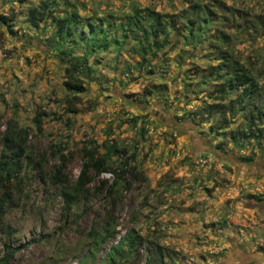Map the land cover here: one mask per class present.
Wrapping results in <instances>:
<instances>
[{
    "label": "rangeland",
    "instance_id": "rangeland-1",
    "mask_svg": "<svg viewBox=\"0 0 264 264\" xmlns=\"http://www.w3.org/2000/svg\"><path fill=\"white\" fill-rule=\"evenodd\" d=\"M70 15L61 38L54 20ZM154 17L169 25L145 41ZM226 67L259 96L234 106ZM7 121L35 159L0 186L6 264H264V0H0V140ZM84 148L111 174L91 170L74 194Z\"/></svg>",
    "mask_w": 264,
    "mask_h": 264
},
{
    "label": "trees",
    "instance_id": "trees-1",
    "mask_svg": "<svg viewBox=\"0 0 264 264\" xmlns=\"http://www.w3.org/2000/svg\"><path fill=\"white\" fill-rule=\"evenodd\" d=\"M27 20L31 24H37L38 21H41L44 18L43 8H36L32 11H29L26 15ZM56 27L58 29V35L61 38H65L66 36H70L73 33V27L76 25L75 19L70 16L56 18L54 20ZM135 25V23H133ZM166 25H169L168 22H162L159 18L154 17L152 21L148 24V33L147 30L141 28L144 32V39L145 41L148 40V36L150 39L155 41V36L159 33L164 31ZM89 29V28H88ZM91 38V42L94 40L93 37ZM103 40V37L101 41ZM149 45V44H146ZM223 64V63H222ZM78 67L72 65V71L77 70ZM79 69V68H78ZM227 86L229 89H237L238 93L236 94V98L234 99L235 103L234 106L237 104H248L247 100H250L253 96H259V91L256 83H253L248 76L243 73L238 72L237 68H227L224 72V77L221 83L219 84L220 87ZM63 87L66 91L73 92L74 94L71 97L66 98V105L67 111L69 112H77V107L75 106L77 99L76 93H80L84 90L83 83L80 79L76 77H72L68 75V79L63 81ZM220 92V90H219ZM222 92V89H221ZM233 103V102H232ZM258 112V110H256ZM44 114L42 110L35 111L32 120L35 124L36 128L40 129L41 123V116ZM27 136H28V129L17 127L14 123L7 121L6 127L1 133V140H0V186L5 182H8L16 177L19 171L22 168L23 162L27 161L25 159L31 160L35 159L34 156L29 154L28 145H27ZM113 152L120 154V156L125 155V150L117 148L113 146ZM83 156H82V164L79 169V172L76 176V179L73 183V192L77 194V192H82L86 189V185L88 184V173L91 170H94L96 173L99 172H111L110 169L106 165V157L104 154L97 153L96 148L91 149H83ZM61 156L62 163H63V156ZM35 166L37 169L43 160L42 157L36 159ZM61 163V164H62ZM57 165L54 167V172L52 177V183H65L66 179L60 175V170L62 169L63 165ZM126 164H124L125 168ZM114 176V175H113ZM115 177V176H114ZM116 183V181H114ZM114 184V183H113ZM74 194L70 192H64L63 199H64V211H68L72 204H75ZM9 195L7 193H2L0 195V214L5 212L4 204L8 200ZM106 233L112 235L110 231H108L107 225L106 228H103ZM128 237L127 243L131 246L134 240V236L129 235L126 233L124 237L119 239L116 242V245L120 247L125 238ZM5 252L0 258V264H6L8 258L13 254V249H11L7 244H4ZM115 248V247H114ZM116 250V249H113ZM109 257V256H108Z\"/></svg>",
    "mask_w": 264,
    "mask_h": 264
},
{
    "label": "built area",
    "instance_id": "built-area-1",
    "mask_svg": "<svg viewBox=\"0 0 264 264\" xmlns=\"http://www.w3.org/2000/svg\"><path fill=\"white\" fill-rule=\"evenodd\" d=\"M110 174H111L110 172L105 173L106 176H109Z\"/></svg>",
    "mask_w": 264,
    "mask_h": 264
},
{
    "label": "flooded vegetation",
    "instance_id": "flooded-vegetation-1",
    "mask_svg": "<svg viewBox=\"0 0 264 264\" xmlns=\"http://www.w3.org/2000/svg\"><path fill=\"white\" fill-rule=\"evenodd\" d=\"M263 169V168H262ZM264 170V169H263Z\"/></svg>",
    "mask_w": 264,
    "mask_h": 264
}]
</instances>
